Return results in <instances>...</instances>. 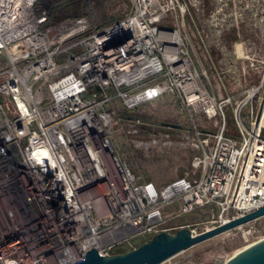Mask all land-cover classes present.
<instances>
[{
	"label": "built area",
	"instance_id": "1",
	"mask_svg": "<svg viewBox=\"0 0 264 264\" xmlns=\"http://www.w3.org/2000/svg\"><path fill=\"white\" fill-rule=\"evenodd\" d=\"M130 1L128 14L100 26L85 17L51 24L47 0L0 6V264H73L90 249H133L136 238L172 231L163 211L171 205L178 217L264 205V100L244 115L264 74L242 96L215 97L184 37L163 22L183 16L184 1ZM213 13L220 30L226 3ZM166 95L209 128L194 129L191 174L159 188L119 159L113 138L144 125L121 110Z\"/></svg>",
	"mask_w": 264,
	"mask_h": 264
},
{
	"label": "rangeland",
	"instance_id": "2",
	"mask_svg": "<svg viewBox=\"0 0 264 264\" xmlns=\"http://www.w3.org/2000/svg\"><path fill=\"white\" fill-rule=\"evenodd\" d=\"M184 1L186 13L169 17L164 24L175 27L185 39L193 66L207 91L215 97L242 96L257 84L264 74V0H198ZM48 21L55 24L65 19L85 17L100 26L124 17L131 8L130 0H47ZM226 3V24L214 27L219 17L215 7ZM231 39L223 45L216 40ZM241 43V44H240ZM240 44V46L238 45ZM238 45V46H235ZM238 54V57L236 55ZM5 65L0 56V68ZM264 92L253 99L252 106L260 112ZM116 113L119 108L115 109ZM144 125L136 133L121 129L113 138V148L141 181L153 182L157 187L191 174V161L197 155L194 129H208L209 123L197 115L192 122L181 111L177 99L166 95L154 102L140 105L131 112ZM135 141V142H134ZM136 141L147 145L135 144ZM166 226L170 233L188 228L197 234L236 216V212H221L216 206L199 208L183 216H176L178 206L164 208ZM264 238V216L242 226L194 245L163 264H225L236 252ZM136 238L133 245L142 242Z\"/></svg>",
	"mask_w": 264,
	"mask_h": 264
},
{
	"label": "water",
	"instance_id": "3",
	"mask_svg": "<svg viewBox=\"0 0 264 264\" xmlns=\"http://www.w3.org/2000/svg\"><path fill=\"white\" fill-rule=\"evenodd\" d=\"M263 216L264 205L197 234H193L188 228H180L173 233H157L123 253L101 256L95 249H90L81 260L73 264H163L198 243ZM225 264H264V238L242 248L228 258Z\"/></svg>",
	"mask_w": 264,
	"mask_h": 264
},
{
	"label": "trees",
	"instance_id": "4",
	"mask_svg": "<svg viewBox=\"0 0 264 264\" xmlns=\"http://www.w3.org/2000/svg\"><path fill=\"white\" fill-rule=\"evenodd\" d=\"M118 115H119L120 117H122V118H136V116H134L131 112L126 111V110H121V111L118 113ZM228 124H229V127L231 128V132H230L229 135L234 136L235 131H234L233 124L231 123L230 120L228 121ZM263 136H264V131H263ZM197 210H199V209H196V210H194L193 212H196ZM144 241H145V240H143L142 242H144ZM142 242H140V243H142ZM140 243H136V244L134 245V247H137ZM130 249H131V248H129V247L119 246V247H117V248L114 249V253H123V252H125V251L130 250Z\"/></svg>",
	"mask_w": 264,
	"mask_h": 264
},
{
	"label": "crops",
	"instance_id": "5",
	"mask_svg": "<svg viewBox=\"0 0 264 264\" xmlns=\"http://www.w3.org/2000/svg\"><path fill=\"white\" fill-rule=\"evenodd\" d=\"M199 5H200V9L199 10L201 11L202 10V7H203L202 0H199ZM216 42H219V43H221L223 45H230V44L233 43V41H231V39H220V40H216ZM233 44H236V42L233 43ZM240 44H238V45L240 46ZM238 45H235V46H238ZM236 57H238V54L236 55ZM211 94H213L212 91H211Z\"/></svg>",
	"mask_w": 264,
	"mask_h": 264
},
{
	"label": "bare ground",
	"instance_id": "6",
	"mask_svg": "<svg viewBox=\"0 0 264 264\" xmlns=\"http://www.w3.org/2000/svg\"><path fill=\"white\" fill-rule=\"evenodd\" d=\"M20 0H0V6H3L5 5L6 3H10V2H18ZM264 120V108H263V111H262V117H261V121Z\"/></svg>",
	"mask_w": 264,
	"mask_h": 264
}]
</instances>
